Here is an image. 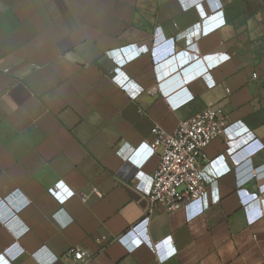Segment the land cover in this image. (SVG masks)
<instances>
[{
    "label": "crops",
    "instance_id": "obj_1",
    "mask_svg": "<svg viewBox=\"0 0 264 264\" xmlns=\"http://www.w3.org/2000/svg\"><path fill=\"white\" fill-rule=\"evenodd\" d=\"M202 4L222 17L202 27ZM260 10L258 0H0V198L30 201L9 223L21 237L0 218V254L18 241L29 254L15 264H70L73 247L90 264H264ZM172 39L171 57L169 43L155 47ZM134 44L141 53L114 78L109 52ZM209 106L230 120L205 149L219 178L182 209L152 205L136 174L144 183L157 167L153 126L172 131ZM148 215L144 244L132 228Z\"/></svg>",
    "mask_w": 264,
    "mask_h": 264
},
{
    "label": "built area",
    "instance_id": "obj_2",
    "mask_svg": "<svg viewBox=\"0 0 264 264\" xmlns=\"http://www.w3.org/2000/svg\"><path fill=\"white\" fill-rule=\"evenodd\" d=\"M219 7L220 5L216 7L218 10L211 11L206 10L202 4V14H199L200 21L198 24L206 27L215 18L222 17L224 9ZM133 50L135 53L131 52ZM140 53L141 49L138 50L135 44L110 51V57L115 64L110 74L114 78L118 77L123 72L128 59L138 56ZM168 53L174 55L176 52L170 47ZM124 54L127 56L124 57ZM10 71V68L5 69V72ZM253 77L258 78V72H254ZM215 84L214 81L208 85V88L214 87ZM229 125V116L225 108L221 106L206 107L196 115L180 120L177 127L172 131L156 123L151 130L153 138L149 144L154 154L159 157L158 164L151 175H146L147 179L144 183L141 182V177L145 174L140 171L136 174L137 188L148 193L152 205L163 203L170 212L182 209L189 199L208 197V186L219 177L210 169L211 159L207 158L205 149L219 136L224 135ZM253 176H257V173H254ZM18 195L20 193L16 190L7 197L0 198V218L8 224L17 238L21 237L27 230L17 232L14 226L9 223L30 202L26 197L23 201L18 202L16 199ZM6 206L11 211L5 212L4 207ZM243 209L250 211V207L247 205H243ZM149 223L150 216L148 215L132 228L144 238V244H147L149 240ZM141 225H143L142 229H140ZM100 238L97 240H107L106 236ZM166 241L172 242V239L169 238ZM20 248V244L16 241L5 249L0 254V257H3V264H15L22 256L29 254ZM9 249L14 250L13 256H9ZM20 253L22 254L20 255ZM33 256L37 257V253ZM65 257L70 264H90L91 254L82 247H73ZM56 259L57 257H53L51 262L42 263L50 264Z\"/></svg>",
    "mask_w": 264,
    "mask_h": 264
},
{
    "label": "rangeland",
    "instance_id": "obj_3",
    "mask_svg": "<svg viewBox=\"0 0 264 264\" xmlns=\"http://www.w3.org/2000/svg\"><path fill=\"white\" fill-rule=\"evenodd\" d=\"M258 3H259V7L261 8V14H262V19H263V32H262V36L260 38L259 43L258 44V51L260 53V57H258V61H257V64H258V67L260 68L261 72H262V77H263V80H264V0H258ZM257 60V59H256Z\"/></svg>",
    "mask_w": 264,
    "mask_h": 264
},
{
    "label": "clouds",
    "instance_id": "obj_4",
    "mask_svg": "<svg viewBox=\"0 0 264 264\" xmlns=\"http://www.w3.org/2000/svg\"><path fill=\"white\" fill-rule=\"evenodd\" d=\"M165 43H169V46H170L171 48H173V49L175 50V52H176V48H177L176 39L167 40V41H165V42H162V43L156 45L155 47H157L158 51L160 52V50L162 51V48H163V46H164ZM167 55H170V57L172 56L171 53H170V54L167 53ZM164 56H166V54H165Z\"/></svg>",
    "mask_w": 264,
    "mask_h": 264
},
{
    "label": "snow or ice",
    "instance_id": "obj_5",
    "mask_svg": "<svg viewBox=\"0 0 264 264\" xmlns=\"http://www.w3.org/2000/svg\"><path fill=\"white\" fill-rule=\"evenodd\" d=\"M222 59H227V57L226 56L222 57ZM66 194H67V196H71L72 195L71 191H69V190H66ZM8 254H9V256H13L15 254V252H14V250L9 249ZM0 264H3V257H0Z\"/></svg>",
    "mask_w": 264,
    "mask_h": 264
}]
</instances>
